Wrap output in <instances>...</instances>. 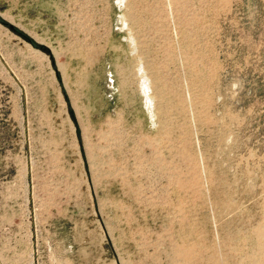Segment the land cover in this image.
Masks as SVG:
<instances>
[{
  "label": "rangeland",
  "instance_id": "1",
  "mask_svg": "<svg viewBox=\"0 0 264 264\" xmlns=\"http://www.w3.org/2000/svg\"><path fill=\"white\" fill-rule=\"evenodd\" d=\"M0 264H264V0H0Z\"/></svg>",
  "mask_w": 264,
  "mask_h": 264
},
{
  "label": "bare ground",
  "instance_id": "2",
  "mask_svg": "<svg viewBox=\"0 0 264 264\" xmlns=\"http://www.w3.org/2000/svg\"><path fill=\"white\" fill-rule=\"evenodd\" d=\"M123 1L124 0H119L120 3H123ZM139 83H140V90H141L142 94L145 97V100H146V103H147V107H149V106L151 107V105H152V99L149 96V93L151 91V81L148 78V76H146L145 74H143L140 77V82Z\"/></svg>",
  "mask_w": 264,
  "mask_h": 264
}]
</instances>
